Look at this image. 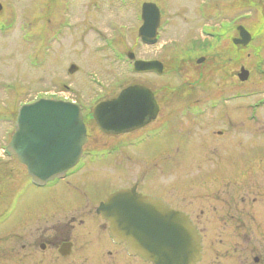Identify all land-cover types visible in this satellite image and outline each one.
Here are the masks:
<instances>
[{
    "label": "rangeland",
    "instance_id": "rangeland-1",
    "mask_svg": "<svg viewBox=\"0 0 264 264\" xmlns=\"http://www.w3.org/2000/svg\"><path fill=\"white\" fill-rule=\"evenodd\" d=\"M144 1L148 0H0L12 9L0 13V23L6 25L0 28V190L6 189L3 179L13 187L18 178L14 164H4L3 159L20 104L64 96L93 105L115 96L143 78L130 72L126 54L132 51L136 57H162L165 74L148 78L149 87H163L165 95L180 86V93L173 94L174 106L179 105L184 114L201 111L197 113L201 122L181 121L189 127L184 132L189 133L180 140L189 148L184 157L201 158V164L206 159L209 165L182 175L206 181L185 183L195 182L197 191L210 194L219 189L244 195L253 211L264 205V0L245 5L242 0H149L164 11L161 38L150 47L137 35ZM261 24L263 31L244 51L240 63L233 62L228 48L230 39L237 36L236 26L244 25L253 34ZM205 27L229 38L214 40L209 31L204 33ZM210 41L216 42L214 46L227 59L217 58L219 68H211L209 76L195 83L194 58L206 56L195 47ZM183 47L194 50L188 53ZM220 52L212 50L215 57ZM71 64L78 67L73 74L68 72ZM210 64L207 59L202 66ZM241 65L250 71L244 82L233 77ZM186 95L198 96L196 107H188ZM163 142L165 147L172 139L166 135ZM190 146L197 149L195 153H190ZM156 152V148L144 150L142 159H150ZM4 170L7 175L3 177ZM254 197L257 202L253 204Z\"/></svg>",
    "mask_w": 264,
    "mask_h": 264
},
{
    "label": "flooded vegetation",
    "instance_id": "flooded-vegetation-1",
    "mask_svg": "<svg viewBox=\"0 0 264 264\" xmlns=\"http://www.w3.org/2000/svg\"><path fill=\"white\" fill-rule=\"evenodd\" d=\"M4 9L1 8V13H5ZM162 27L161 21L158 38H161ZM234 47L231 60L238 63L242 60V48ZM183 48L188 53L194 49ZM201 48L212 65L202 66L207 62L206 56L194 58L198 76L195 83L209 76L211 68H219L215 61L222 57L221 53L215 57L210 45ZM200 57H204L202 63H198ZM135 59L164 64L160 56ZM133 64L134 61H129L132 68ZM134 74L143 78L132 84L148 86V78L164 76L165 66L162 74ZM233 77L237 78V71ZM151 90L158 106L155 116L152 117V110L147 111L142 124L124 132L104 131L93 119L94 107L116 96L105 97L93 105L79 98H66L82 109L87 141L78 165L63 178L36 186L18 158L4 157V164H14L18 178L13 187L2 180L6 189L0 190V264H153L129 250L126 241L115 239L110 222L99 213L100 205L121 189L159 199L170 210L186 215L200 235L201 252L196 264H264V205L253 211L244 195L219 189L210 194L197 191L195 182L185 183L206 181L202 177L195 180L194 175L185 179L182 175L195 167L209 165L206 159L201 164V158L184 157L189 148L180 140L186 139L189 133L184 132L189 127L182 126L181 121L201 122L197 114L201 111L189 110L190 114H184L179 105V109L174 106L176 95H164L163 87ZM186 98L190 101L188 107H196L197 95H186ZM166 107L170 109L165 110ZM166 135L172 142L164 147ZM133 148L135 150H131ZM154 148L157 152L150 159H142L144 150ZM196 150L192 146L190 153ZM24 178L27 181L18 182ZM242 188L237 186L238 190ZM252 202L256 203L257 198Z\"/></svg>",
    "mask_w": 264,
    "mask_h": 264
},
{
    "label": "water",
    "instance_id": "water-1",
    "mask_svg": "<svg viewBox=\"0 0 264 264\" xmlns=\"http://www.w3.org/2000/svg\"><path fill=\"white\" fill-rule=\"evenodd\" d=\"M139 37L144 43L156 41L160 11L155 3L142 5ZM235 44L247 46L252 36L239 26ZM134 58L133 53H129ZM201 58L198 62H201ZM77 70L71 65L69 72ZM138 72H161L158 61H136ZM242 81L249 77L244 67L238 74ZM155 116L158 107L153 93L143 86H130L111 101L94 109V118L103 130L125 131L142 124L147 111ZM86 128L80 108L69 102L39 99L20 107L16 130L6 152L18 157L36 183H45L65 174L79 160L86 142ZM99 212L111 222L115 238L126 240L129 248L141 253L154 264H195L200 254V237L189 219L170 210L160 200L130 190H120L101 204Z\"/></svg>",
    "mask_w": 264,
    "mask_h": 264
},
{
    "label": "trees",
    "instance_id": "trees-1",
    "mask_svg": "<svg viewBox=\"0 0 264 264\" xmlns=\"http://www.w3.org/2000/svg\"><path fill=\"white\" fill-rule=\"evenodd\" d=\"M243 1V4L245 5V4H253V2H254V0H242ZM263 29H262V27H260L258 30H256L255 32L256 33H260L261 31H262ZM257 50H259L258 48H257ZM256 50V51H257ZM255 53H257V52H255ZM258 55V54H257Z\"/></svg>",
    "mask_w": 264,
    "mask_h": 264
}]
</instances>
